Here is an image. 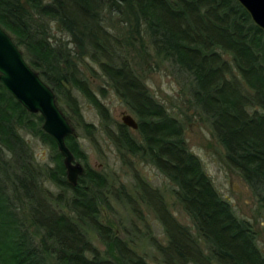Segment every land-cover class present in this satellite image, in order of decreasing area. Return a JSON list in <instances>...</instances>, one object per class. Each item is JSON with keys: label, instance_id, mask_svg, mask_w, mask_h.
<instances>
[{"label": "trees", "instance_id": "16d2710c", "mask_svg": "<svg viewBox=\"0 0 264 264\" xmlns=\"http://www.w3.org/2000/svg\"><path fill=\"white\" fill-rule=\"evenodd\" d=\"M0 25L54 89L74 126L95 140L79 91L96 108L116 150L153 165L173 185L193 226L177 221L159 191L138 178L135 183L139 199L148 201L164 227L166 243H154L163 264H264L255 226L218 191L190 150L183 121L154 96L129 50L143 57L148 44L155 60L187 76L189 102L209 121L264 219V32L237 0H0ZM86 65L93 72L97 66L133 112L138 135L113 118L90 86ZM43 122L0 82V264H149L103 212L114 210L112 200L136 211V198L89 164L75 135L66 142L86 170L71 185ZM28 136L52 148L54 165L37 161Z\"/></svg>", "mask_w": 264, "mask_h": 264}, {"label": "rangeland", "instance_id": "374dc122", "mask_svg": "<svg viewBox=\"0 0 264 264\" xmlns=\"http://www.w3.org/2000/svg\"><path fill=\"white\" fill-rule=\"evenodd\" d=\"M116 21L113 23L115 24ZM59 35L67 38L65 34ZM146 45L147 49L143 50L146 56L143 57L139 56L133 47L129 49L136 71L154 96L169 109L170 113L183 121L185 138L190 150L199 156L216 188L233 204L237 214L253 223L258 232L259 245L264 251V219L259 212L256 195L241 172L227 162L224 146L214 135L209 121L199 116L198 110L189 102L191 96L186 89L187 76L177 71L168 62L155 60L153 49L148 44ZM94 67L96 72L87 68V65L82 66V69L88 77L90 86L99 94V98L109 109L113 118L122 122V117L126 113L135 117L126 104L107 86L99 68L95 65ZM100 87L106 90L105 96L101 95ZM76 95L81 104L84 120L93 123L96 128L93 136L95 140H92L82 126H75V137L87 152L89 164L124 183L128 193L136 198L133 201V205L137 207L136 211H133L132 207L123 201L112 200L114 210L109 212L103 209L104 216L115 223L120 236L126 238L140 255L145 256L149 264H163L154 243H166L164 227L148 201L139 199L140 194L135 187L136 179H140L141 183L146 184L150 190L161 193L170 213L177 221L193 226L190 216L177 200L173 193V185L165 175L153 165L132 155L124 158L103 130L101 117L96 108L81 92L76 91ZM133 131L138 135L136 130ZM28 139L37 161L54 165L52 148L32 136H28ZM75 159L84 165L81 159L76 156ZM45 186L52 191H59L50 183H46ZM94 243L103 253L107 254V245L102 240L94 236Z\"/></svg>", "mask_w": 264, "mask_h": 264}, {"label": "water", "instance_id": "95a60500", "mask_svg": "<svg viewBox=\"0 0 264 264\" xmlns=\"http://www.w3.org/2000/svg\"><path fill=\"white\" fill-rule=\"evenodd\" d=\"M250 14L254 23L264 32V0H237ZM0 82L29 112L40 114L43 130L57 143L63 155L68 182L76 186L85 167L76 161L66 138L76 135V128L58 103L54 89L26 60L23 50L12 35L0 25ZM122 123L137 130L136 118L126 113Z\"/></svg>", "mask_w": 264, "mask_h": 264}]
</instances>
